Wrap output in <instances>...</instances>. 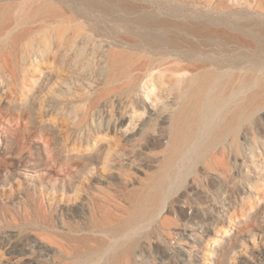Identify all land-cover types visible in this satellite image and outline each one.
I'll use <instances>...</instances> for the list:
<instances>
[{
	"label": "rangeland",
	"instance_id": "374dc122",
	"mask_svg": "<svg viewBox=\"0 0 264 264\" xmlns=\"http://www.w3.org/2000/svg\"><path fill=\"white\" fill-rule=\"evenodd\" d=\"M133 1L156 9L154 0ZM159 1L161 11L168 2L207 7L206 0ZM24 18L16 10L0 14V264H183L182 250L196 258L194 264H264V107L211 137L182 179L161 189L154 186L160 148L144 143L141 165L118 171L97 162L77 193L62 189L64 179L79 173L76 150L84 148L70 138V128L88 124L84 133L106 142L95 127L108 112L94 108L96 122L79 121L84 103H65L68 88L61 83L70 88V73L53 58L62 44H53L50 26L24 24ZM38 18L45 16L31 17ZM49 73L52 80L30 108ZM102 79L91 86L101 88ZM85 86L74 92L86 94ZM52 97L60 102L51 110L45 103ZM122 99L113 97L114 105ZM252 155L263 160L257 171ZM162 193L163 201L153 205L152 197ZM184 228L196 233L195 240L182 234ZM7 240L18 243L17 252L6 253Z\"/></svg>",
	"mask_w": 264,
	"mask_h": 264
},
{
	"label": "bare ground",
	"instance_id": "6f19581e",
	"mask_svg": "<svg viewBox=\"0 0 264 264\" xmlns=\"http://www.w3.org/2000/svg\"><path fill=\"white\" fill-rule=\"evenodd\" d=\"M153 2L155 10L133 0H0V14L16 10L25 16L22 23L53 29V44H62L53 48V58L70 73V88L61 83L68 88L65 103L72 107L80 100L85 106L79 121L93 124L94 108L108 112L95 127L104 133L101 138L108 137L106 142L84 133L88 124L70 128V138L84 148L74 149L79 173L64 179L62 189L77 193L81 177L93 173L97 162L118 171L141 165L142 143L160 148L154 186L161 189L182 179L211 137L264 107V0H244L240 7L206 0L204 10L168 2L162 11L163 4ZM33 14L45 18L31 19ZM99 75L103 86L93 88ZM51 80V73L41 78L30 108L37 104L36 92ZM80 84H86V94L74 92ZM117 95L123 99L115 106ZM58 102L52 97L46 108L57 109ZM153 124L157 127L151 128ZM250 158L257 171L255 166H262L263 160L259 155ZM163 198L164 193L154 195L153 205ZM184 230L183 235L195 240L194 231ZM3 246L10 254L17 252L18 243L7 240ZM19 248L23 254L26 247ZM182 254L183 264H194L196 258L185 250Z\"/></svg>",
	"mask_w": 264,
	"mask_h": 264
}]
</instances>
